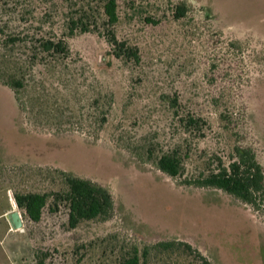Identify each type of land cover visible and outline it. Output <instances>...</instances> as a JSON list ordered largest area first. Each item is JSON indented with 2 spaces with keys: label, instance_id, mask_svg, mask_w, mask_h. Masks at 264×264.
<instances>
[{
  "label": "rangeland",
  "instance_id": "374dc122",
  "mask_svg": "<svg viewBox=\"0 0 264 264\" xmlns=\"http://www.w3.org/2000/svg\"><path fill=\"white\" fill-rule=\"evenodd\" d=\"M13 1V26L30 39H65L70 56L38 65L26 92L64 106L61 128L22 113L0 83V264H39L43 254L44 264H121L133 246L163 241L193 250L152 253L141 264H264V206L255 212L221 190L181 186L146 155L180 147L189 177L213 156L230 163L242 145L264 167V0H118L114 30L139 61L116 58L98 33L69 35L80 0ZM181 2L191 11L176 20ZM100 93L113 102L94 140L93 122L108 110L105 100L91 106ZM187 114L205 123L187 131ZM57 170L107 187L113 217L70 229L67 204L51 197L41 220H30L15 194L65 191ZM14 211L23 232L11 228Z\"/></svg>",
  "mask_w": 264,
  "mask_h": 264
},
{
  "label": "trees",
  "instance_id": "16d2710c",
  "mask_svg": "<svg viewBox=\"0 0 264 264\" xmlns=\"http://www.w3.org/2000/svg\"><path fill=\"white\" fill-rule=\"evenodd\" d=\"M95 3L100 5V11L96 10ZM190 11V6L186 2H181L174 7V18L186 19ZM17 14L13 0H0V83L12 90L22 113H35L41 116L42 121L47 125L61 128L66 123L67 110L63 108L64 106L60 103L52 104L49 98L44 101L43 97L39 96V92L26 97V92L31 86L30 77L36 81L35 68L38 65H48L50 59L69 57L70 46L65 39L56 36L38 37L36 34L30 39L27 35L31 33L29 29V32L25 33L24 30L13 26ZM119 21L118 0H80L75 14L69 18L67 30L71 36L77 31L98 33L111 45L116 58L139 61L137 49L127 46V43L118 39L114 29ZM21 48L29 52L19 53L18 50ZM103 100L108 110L93 122L97 125L95 127L97 133L92 136L94 140L100 138V131L107 123L106 114L112 106L113 97L109 93H100L91 103L92 108L97 110ZM171 102L173 107H177L176 99ZM180 121L187 131L194 127L199 129L205 123L201 118L191 114L182 117ZM181 150L180 147H175L155 156L154 150L149 148L146 153L147 161H151L158 170L172 179H179L178 183L181 186L221 190L251 206L255 212L260 211L264 206V167L253 148L236 145L232 150L230 163L226 164L223 158L213 156L207 160L205 170L189 177H185V158ZM57 171L62 177L65 191L53 194L40 192L15 194L18 208L23 210L30 220L33 222L41 220L43 210L51 197H54L55 202L67 204L70 229H76L86 221H108L113 217L116 206L113 195L107 187L70 172ZM178 248L184 251L193 250L190 244L178 241L158 242L145 246L142 250L133 246L121 264H141L142 257L147 259L152 253L170 252ZM46 258L47 254H43L38 263L44 264Z\"/></svg>",
  "mask_w": 264,
  "mask_h": 264
},
{
  "label": "water",
  "instance_id": "95a60500",
  "mask_svg": "<svg viewBox=\"0 0 264 264\" xmlns=\"http://www.w3.org/2000/svg\"><path fill=\"white\" fill-rule=\"evenodd\" d=\"M8 220H9V223H10L11 228L13 230H20L22 232L24 231V229H23V227H24L23 219H22V216H21L20 212H18V211L12 212L8 216Z\"/></svg>",
  "mask_w": 264,
  "mask_h": 264
}]
</instances>
